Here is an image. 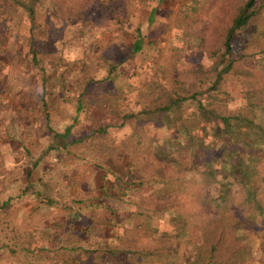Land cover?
Wrapping results in <instances>:
<instances>
[{
	"label": "trees",
	"instance_id": "trees-1",
	"mask_svg": "<svg viewBox=\"0 0 264 264\" xmlns=\"http://www.w3.org/2000/svg\"><path fill=\"white\" fill-rule=\"evenodd\" d=\"M8 2L12 3L11 6L18 11L20 17L25 15L29 19L30 25L26 31L29 36L23 51L29 54L30 62L40 73L38 99L24 109L27 112L25 119L34 122L33 115L37 113L36 116L44 119L49 131L52 130L48 111L51 103L47 87L48 75L44 73L40 58L36 57L31 40L35 24L33 17L43 19L45 33L52 41L65 42L67 44L64 46L74 51L76 43L81 45V41L90 34L93 42H96L95 50L98 49L97 56L101 63L96 67V62L89 58V50L86 58L78 54V60L72 61V65L79 64L75 69L81 71L85 81L82 82L81 78L77 80L81 83L82 90L71 102L73 108L67 112L66 119L61 123L62 141L67 143L59 141L56 134L58 132L54 131L56 141L49 149L64 153V150L81 144L86 138L89 140L91 137H105L109 135L111 128L128 127L130 135L126 145L120 140L115 146H105L106 153L118 151V157H121V151L126 152V175L112 174L113 171H109L111 165L107 164L106 171H103L105 174L100 178L106 181L105 175L108 174L114 177L112 181L115 184L108 186L102 183L99 186L100 194L116 201L120 199L134 204L135 196L143 197L145 186L153 189L146 199L143 197L140 201H145L142 206L147 211L130 214L129 233H126L124 218H117L115 208L108 209L110 214L99 223L102 226L108 223L112 230L109 235L104 236V245L61 244L60 240L69 235L79 238L86 235L91 241H103L98 234L99 229L94 228L93 216L84 213L82 208H66L68 218L65 225H59L57 219L47 218L45 223L48 228L54 226L55 232L60 235L54 237L55 243L51 247L47 246L42 236L40 250L54 254V264H175L173 261L177 257L176 240L180 237L188 239L196 229H199L202 235L197 238L199 247L192 249L191 257H198V264H252L257 260L252 256L254 247H257L256 250L260 253L255 254L257 257L263 255L264 121H257V114L254 115V112L257 108L264 109V89L258 90L255 78L240 75L238 70L244 65L242 58L245 43L249 42L257 47L264 44V0ZM120 3H123V12L116 10ZM173 3L177 5L174 10L169 8ZM134 4L135 10H129ZM164 14H167L168 18ZM110 16L113 19L112 24L108 21ZM127 17L131 20L135 17L134 23ZM250 26L254 29H249ZM124 28L129 32L122 33ZM112 32L131 37L130 46L126 48L119 39L105 46L102 39L97 38V33H103L104 37L113 34ZM70 38L74 43L69 42ZM163 47L174 48V54L168 56L171 58L167 60L165 67L170 85L165 94L166 101L158 102L153 92L142 90L136 93L143 97L139 102L141 106L138 110L131 111L126 102L133 99V81L139 75L135 71L126 74L120 66L134 58L141 70L143 66L140 64L146 61L150 54L155 53L159 60L163 57ZM190 47L205 50L209 60L206 74L210 78L203 79L200 85L195 84V75L190 74L191 79L187 80L180 77L185 72L178 70L177 62ZM90 48L93 49L94 46ZM60 49L63 53L64 47ZM260 49L259 56L261 62H264V45ZM1 52L4 50L1 49ZM81 59L93 63L88 67ZM156 69L162 71V68ZM145 73L148 74L142 75L147 76L146 84L153 83L151 70ZM103 81L109 89L110 86L114 87L110 89L112 93L109 94L110 98L116 101L120 122L96 124L83 132L82 136L71 137L75 130H80L81 125L84 126L87 107L83 106L82 100L86 87ZM205 81L207 84L203 85ZM7 82L9 81L0 84V103H7L2 95L10 94L11 91L12 86ZM56 83L60 89L58 95L66 97L67 81L62 73ZM98 89L101 94L102 88ZM109 94H106L108 98ZM11 97L13 95H10ZM147 98L148 100H145ZM241 98L246 100V103L237 105V100ZM186 99L195 102L194 108L182 109L181 102ZM232 101L236 103L229 106ZM148 124L166 126L170 136L147 134ZM196 130L199 131L195 132ZM141 135L148 137L146 143L150 150H147L146 154L135 152L133 149L136 142H142V138L138 140ZM66 138L68 140H65ZM136 160L146 167L140 168L139 176H134L131 169ZM148 167L152 169L151 173ZM191 172L198 173L201 177L198 190L201 191V197L206 199L205 206L208 205L211 209L208 212L203 205L197 203V189L192 187L195 178L185 177V173ZM6 203L4 201L1 205ZM43 205L49 206L51 202H44ZM30 208L35 209V206ZM80 218L84 219L82 223ZM241 220L246 222L251 231L259 234L255 239L258 245L250 246L248 241L251 237H245L239 232L241 228L237 227L236 223ZM139 238L143 245L136 246V240ZM122 241H125L127 246L123 247ZM182 246L183 253H192L187 242ZM184 261L177 264H190L188 259Z\"/></svg>",
	"mask_w": 264,
	"mask_h": 264
},
{
	"label": "rangeland",
	"instance_id": "rangeland-1",
	"mask_svg": "<svg viewBox=\"0 0 264 264\" xmlns=\"http://www.w3.org/2000/svg\"><path fill=\"white\" fill-rule=\"evenodd\" d=\"M8 1L9 0H0V84H3L4 81H9L7 84L12 86L10 94L2 95L7 102L4 103L5 106H3V108L6 109V113L12 114L15 119V125L12 126L7 124L8 128L15 131V135H10V138L21 140L26 157H29L27 162L29 165L32 164V166H30L31 168L27 174L26 172L29 166H23V174L25 179H27L28 184L27 182H24V180H18L16 178H14V180H16V183L14 184L15 181H13V176H19V171H16L17 168L12 173L13 176L9 175L7 179L9 182H12L11 186H14L15 188H17L19 184H23L20 192H14V198H18V200L15 201L13 207L12 202H14V198L9 199V205H1V203L4 202L3 199L5 196L4 192L0 190V264H54V254H49L47 250H40L42 236L47 246L51 247L54 246L55 243L54 237L60 235L55 232L54 226L50 229L48 228V225L45 223L47 218L49 220L57 219L59 225H65L66 218H68L66 215V208L70 206L78 209L82 208L84 213L93 216V220H95L93 223L94 228L96 227L99 229L98 234L103 238V241H91L92 239L87 238L86 235H83L82 238L75 235H69L67 238L60 240L61 244L66 246L104 245V236L109 235L112 230L111 227L108 226V223H104V226L99 223H102L106 219L107 214H110L108 209L115 208V215H117V218L121 217L122 220L124 218V223L127 227L126 233H129L128 218H130V214L133 215L136 211H147L146 208L142 206L145 204V201L143 203L140 201L143 197L146 199L147 195L153 192V189L145 186L142 191L143 197L133 196L134 204H131L130 201H121L120 199V201H116L111 197H105L100 194L99 186L102 183H105L108 186L115 184V182L112 181L114 180V177H110L108 174L105 175L106 181L100 178L101 175L105 174L103 171H106L107 164L111 165L109 171H113L112 174L118 176L126 175L125 161L128 160L126 152L121 151V157H118V151H112L110 154L106 153L105 146H115L116 142L120 140L126 145V142H129L128 137L130 135L128 127H118L116 129L111 128V132L105 137H91L89 140L86 138L81 144H77L68 150H64V153L49 149V146H54L56 141L53 134L54 131L58 132L56 133L58 139L59 141H62L61 123L66 119L67 112L73 108L71 102L74 101L77 93L82 90L81 83L77 82L80 78L82 79V73L75 69L79 64L72 65V61L74 59L78 60V54L83 58H86L89 50L91 52L89 58L96 62V67L101 63V60L97 56L98 49L95 50L96 42H93V38L90 34L89 37L84 39V41H81V45L76 43V49L74 51L70 47L64 46V44H67L65 42L56 43L52 41L51 37H48L45 33L46 27H44V23H42L43 19L38 16L35 18L33 17V22L35 24L33 23L31 40L33 48L36 50V57L40 58L44 73L48 75L47 87L51 101L48 106V111L50 114L49 123L52 130L49 131L44 119L40 116H36L37 113L33 115L34 122H30V119L28 118L25 119L24 115H26L27 112L24 109L28 108L31 103L37 102L38 99V93L40 90L38 74L40 73L30 62L29 54H26L23 51L27 46V39L29 36L26 32L30 25L29 19L25 17V15L20 17L18 11L13 9L11 6L12 3ZM122 6L123 3H120V5L116 7V10L123 12ZM134 7L135 4L130 7L129 10H135ZM169 8L174 10L177 8V5L175 6V3H173L169 5ZM164 16L168 18L167 14H164ZM129 18L127 17V19ZM134 20L135 17L133 20L129 19V21L133 23ZM108 21L110 24L113 23L111 16ZM249 29H254V27L250 26ZM121 32L125 33L129 31H125L124 28ZM112 33L113 34L104 37L103 33H97V38L102 39V43L105 46L113 44V42L115 40L118 41V39L122 41L126 48L130 46L131 37L122 33L120 35L116 32ZM69 42L74 43V40L70 38ZM263 45L257 47L246 42L243 50L244 57L242 58V64L244 65L238 70L240 75L243 74L244 76L254 77L256 83L258 82V90L264 89V62H261V56H259L261 53L260 48L261 46L263 47ZM90 46H94V48L91 49ZM62 47H64L63 53L60 49ZM1 49L4 50V52H1ZM201 49L190 47V50L183 53L180 60L177 62L179 67L178 70L185 72L180 77L190 80V74H193L197 78L195 81L196 85H200V82L203 79L206 80L210 78V76L206 74L209 60L206 51ZM162 53L163 57H161L160 60L156 58L155 53L150 54L146 61H142L140 64L143 66V69L141 70L136 65V60L134 58L127 60L124 65L120 66L122 71H125L126 74L135 71L136 74L139 75L137 76V79L135 78L133 81L131 94L133 99L132 101L130 100L129 102H126L131 111L138 110L141 106H139V102L143 97L136 95V93L142 90L153 92L152 94L157 97L158 102L166 101L165 94L170 85L168 83V71L165 67L167 66V60L171 58L168 56L174 54V48L166 49L163 47ZM81 60L82 63L87 64L88 67L93 63V61L88 60L85 62L83 59ZM146 63L147 65H145ZM156 68H162V71H159ZM150 70L151 78L154 82L146 84L147 76L145 75L148 73L145 72H150ZM200 70L202 71L199 72ZM248 70H250V72ZM61 73L65 76V80L67 81L65 90L68 94L66 97L60 94L58 95L60 89L56 80ZM81 81H85V78ZM206 84L205 81L203 85ZM203 85L201 87H203ZM110 87V89L114 88L113 86ZM86 88L82 102L83 106L85 108L87 107V115L83 122L84 126L80 124V130L77 129L72 135H70L73 138L77 135L78 137L82 136L83 132L94 127L96 124H118L120 122V112L117 110L118 107L115 99L110 98L109 92L112 93V91H110L108 85L103 81L97 85L90 84ZM98 88H102L101 94ZM194 89H196L195 86ZM106 94H109V98ZM10 95H13V97L10 98ZM153 95L151 96L153 97ZM150 99L152 98L150 97ZM145 100H148V98ZM204 100L205 98L203 101ZM237 101V103L236 101H232V104L229 102V106L235 103L237 105L246 103V100L242 98ZM194 104L195 102L193 100L186 99L181 102V107L185 110L192 109L194 108ZM256 114L257 121H264V109L257 108L256 112H254V115ZM30 117L32 116L30 115ZM133 122H135V119H133ZM148 126L149 127L146 131L147 134L170 136L166 126L159 127L155 124H148ZM197 131L199 130H196L195 132ZM141 136L138 140L140 141L142 138V142H134L135 145L133 146V149L135 152L146 154L147 150H150L146 143L148 137L144 135ZM65 140L68 139L66 138ZM62 143H67V141H62ZM124 150L126 151L127 149ZM139 155L140 154H138V156ZM153 166L155 167L156 165ZM140 168L143 169L146 167L141 165L138 160H136L135 165H131L134 176H139ZM148 170L149 173L152 172V169H149V167ZM107 177L109 179H107ZM185 177L186 179L191 177L195 178L192 187L197 189V203L203 205V208L207 212L211 210L208 205L205 206L206 199L201 197V191L198 190L201 186L199 184L201 178L200 175L191 172L185 173ZM195 180L197 182H195ZM203 195H205V191ZM24 201L27 202L28 205L35 206V209H27L26 212L23 213L25 215V220L18 222L15 216L19 214L20 210L25 209L20 204L24 203ZM44 202H51V205L44 206ZM28 218H30V221H28ZM80 220L81 223L84 221L83 218H80ZM241 221L236 223V226L241 228L239 232L245 237H251L249 239L250 241H248L250 246L257 244L258 242L255 241V239L259 234L257 235L256 232L251 231L245 221ZM50 223L51 222H49V224ZM160 230L163 231L161 226ZM171 235H173V233H171ZM200 235H202V232L199 231V229H196L188 239L180 237L176 240L177 257L176 260L173 261L175 264L179 263V261L185 262L184 260L186 259L189 260L190 264H198V257H191V255H193L192 249H198L199 247V241L197 238ZM127 241L130 242L129 239H127ZM185 242H187L188 248H190L192 253H183L182 244ZM121 245L123 247L127 246L125 241H122ZM135 245H143V243L140 242V238L136 240ZM168 264L172 263L169 262Z\"/></svg>",
	"mask_w": 264,
	"mask_h": 264
},
{
	"label": "crops",
	"instance_id": "crops-1",
	"mask_svg": "<svg viewBox=\"0 0 264 264\" xmlns=\"http://www.w3.org/2000/svg\"><path fill=\"white\" fill-rule=\"evenodd\" d=\"M3 106H5V104L3 102L0 103V190L4 192L5 198L3 199V201L7 202L6 203V206H7L10 204L9 199L14 198L15 196L14 192H17V191L20 192L21 188L23 187V184H19L17 188H15L14 186H11L12 182H9L7 180L9 175L13 176L12 173L17 168L16 171L17 172L19 171V176L18 177L13 176V181H15L14 184L16 183V180H14V178L18 180H24V182H27V179H25L24 174H23L24 172L23 166L25 165L29 166L27 168V172H26L27 174L32 164L29 165V163L27 162V159H29V157H26V153L23 150L21 140L16 139V138H10V135L11 136L15 135V131L8 128L7 124H10L12 126L15 125V119L12 114L6 113V109H4ZM16 200H18V198H14V202H12L13 203L12 207L14 206ZM20 204L25 209L20 210L19 214L15 216L18 222L24 221L25 215L23 213H25L27 209H30L31 206L33 207V205H30V204L28 205V203L25 201L24 203H20ZM28 221H30V218H28ZM255 245H258V243L253 244V246ZM256 249L257 247H254V249L252 250V256L254 255L257 258V260L254 259L256 261H254L253 263L264 264V253L262 256L257 257L256 255H259L260 253ZM263 252H264V249H263ZM259 259H260V262H259Z\"/></svg>",
	"mask_w": 264,
	"mask_h": 264
}]
</instances>
